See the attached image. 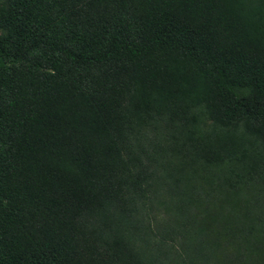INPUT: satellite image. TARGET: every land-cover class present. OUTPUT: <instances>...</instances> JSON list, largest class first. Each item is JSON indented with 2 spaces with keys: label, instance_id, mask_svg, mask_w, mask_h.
Here are the masks:
<instances>
[{
  "label": "trees",
  "instance_id": "1",
  "mask_svg": "<svg viewBox=\"0 0 264 264\" xmlns=\"http://www.w3.org/2000/svg\"><path fill=\"white\" fill-rule=\"evenodd\" d=\"M0 264H264V0H0Z\"/></svg>",
  "mask_w": 264,
  "mask_h": 264
},
{
  "label": "rangeland",
  "instance_id": "2",
  "mask_svg": "<svg viewBox=\"0 0 264 264\" xmlns=\"http://www.w3.org/2000/svg\"><path fill=\"white\" fill-rule=\"evenodd\" d=\"M155 216H160V208L157 210V213L155 214ZM160 218L157 217V221L159 220Z\"/></svg>",
  "mask_w": 264,
  "mask_h": 264
}]
</instances>
